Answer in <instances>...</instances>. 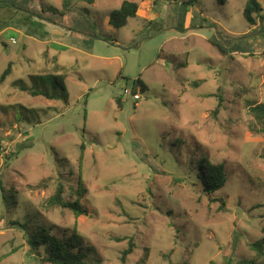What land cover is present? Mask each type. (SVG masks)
Here are the masks:
<instances>
[{
	"label": "rangeland",
	"instance_id": "rangeland-1",
	"mask_svg": "<svg viewBox=\"0 0 264 264\" xmlns=\"http://www.w3.org/2000/svg\"><path fill=\"white\" fill-rule=\"evenodd\" d=\"M28 1L36 21L0 27V78L13 63L0 81V264H50L27 241L34 220L75 229L89 264H263L264 134L248 105L264 103V19L246 22L248 0ZM124 1L139 10L116 29ZM56 74L65 101L23 91L61 94ZM138 79L140 99L124 96ZM204 155L229 176L210 196L193 171ZM60 185L87 215L49 204Z\"/></svg>",
	"mask_w": 264,
	"mask_h": 264
},
{
	"label": "trees",
	"instance_id": "trees-1",
	"mask_svg": "<svg viewBox=\"0 0 264 264\" xmlns=\"http://www.w3.org/2000/svg\"><path fill=\"white\" fill-rule=\"evenodd\" d=\"M218 3L224 5L228 0H217ZM21 2V3H19ZM10 3L14 7L6 4ZM19 5H18V4ZM30 1L28 0H0V27L3 29L7 28H18L23 29V27L28 28L33 21H36V18L31 14L27 13L29 11ZM28 5V7H27ZM70 3L66 2L64 4L63 10L58 12L61 17H65L70 12ZM20 9V10H18ZM139 10V4L133 1H124L120 8L114 10L110 13V24L116 28L120 29L127 26L129 19L136 17ZM27 11V12H24ZM30 12V11H29ZM261 4L257 0H248L243 16L246 22L250 26H256L258 20L264 19V14ZM56 13V10H54ZM18 16V17H17ZM43 20L42 17L39 18ZM39 20V23H40ZM218 47L223 51L230 50L227 46H224L218 39H216ZM237 49L233 47L231 51ZM13 63L10 62L2 74L0 81L4 82L7 77L12 72ZM60 65L56 67V73L62 71ZM43 79L42 77H40ZM66 75L56 74L54 76V81L57 84V87L61 90V94L57 95L55 93H49L46 90H39L35 87L25 88L23 91L28 94L38 97L43 96L48 100H66L67 90L65 87ZM146 85L140 80L134 81L133 84V93L140 91L144 93L146 91ZM118 106H122L121 99L117 100ZM221 105V104H220ZM249 115L251 120L249 121V130L255 134H264V103L262 104H249ZM219 111V108L216 109V113ZM82 154L80 156L79 165L81 167L83 161V151L84 146H82ZM195 177L200 182L203 187L204 193L207 195H213L216 192L223 190L227 183L229 182L228 172L224 164H215L209 158L204 155L199 159L193 161ZM76 192V191H75ZM82 189L79 187L78 193L81 194ZM64 187L59 186L57 192L53 198L49 200L51 206L59 205L64 209L71 210L76 217L81 215H87L88 211L83 207L79 201L70 202L66 201L63 198ZM80 196V195H79ZM6 199V197H4ZM34 219H30V225H33L31 222ZM33 226L34 230L31 235L28 236V243L37 251L39 248H43L45 251V258L43 262L50 264H89V260L93 254V250L84 245L82 236H80L77 231L74 229L71 231L70 235L59 236L52 233V228L46 227L43 225H37L34 220ZM20 227L25 228V226L18 224ZM260 247V245H257ZM133 246L130 244V248L124 252V257L129 253H132ZM264 264V263H263Z\"/></svg>",
	"mask_w": 264,
	"mask_h": 264
},
{
	"label": "built area",
	"instance_id": "built-area-1",
	"mask_svg": "<svg viewBox=\"0 0 264 264\" xmlns=\"http://www.w3.org/2000/svg\"><path fill=\"white\" fill-rule=\"evenodd\" d=\"M124 96H132L134 100H139L140 99V95L139 94H134L133 90H128V89L124 90Z\"/></svg>",
	"mask_w": 264,
	"mask_h": 264
}]
</instances>
